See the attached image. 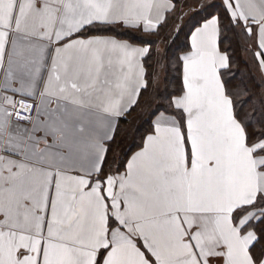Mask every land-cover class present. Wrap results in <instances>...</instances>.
Here are the masks:
<instances>
[{
	"label": "snow or ice",
	"instance_id": "6c2138e0",
	"mask_svg": "<svg viewBox=\"0 0 264 264\" xmlns=\"http://www.w3.org/2000/svg\"><path fill=\"white\" fill-rule=\"evenodd\" d=\"M164 2L0 0V264H264V0Z\"/></svg>",
	"mask_w": 264,
	"mask_h": 264
},
{
	"label": "trees",
	"instance_id": "16d2710c",
	"mask_svg": "<svg viewBox=\"0 0 264 264\" xmlns=\"http://www.w3.org/2000/svg\"><path fill=\"white\" fill-rule=\"evenodd\" d=\"M187 1H188V0H187ZM181 2L183 3L184 0H181ZM206 2H207V1H206ZM187 8H189V7H187ZM187 8H183V9L178 8L176 11H174V12L171 13V16L176 17V16L179 15L180 12H184ZM187 13H190V11L187 12ZM185 18H186V17H185ZM174 27H175V21H174L173 19L170 18L169 21H168L167 26H166V27L162 30V32L159 34V38H157V37H148V36H144V37H143V38H145V39H153V40H157V43H156L155 48H154V58L151 59V60H149V61H147L148 66H149V72H150V74L153 73V72H155V70H156V66H155V64H156V59L158 58V56L156 55V47H157L161 42H164V43L167 45V42L165 41L164 38L170 36V35L173 33ZM141 35H142V34H141ZM243 55H244V54H243ZM163 86H164V85H163ZM163 86H162L161 88H163ZM140 110H141V109H138V110H137V113H138ZM135 115H137V114H134V117H131L130 119H134V118H135ZM129 126H130V125H122V126H121V128H122L121 136L124 137L125 134H127V139L125 140V143H127L128 141L131 140V131H130V130L128 131V129H129L128 127H129ZM117 151H118V149H114L113 156L116 155V152H117Z\"/></svg>",
	"mask_w": 264,
	"mask_h": 264
},
{
	"label": "rangeland",
	"instance_id": "374dc122",
	"mask_svg": "<svg viewBox=\"0 0 264 264\" xmlns=\"http://www.w3.org/2000/svg\"><path fill=\"white\" fill-rule=\"evenodd\" d=\"M193 2H194V0H188V1H187L188 5H189V8H187V9L184 11V13H187V12H189V11L191 10V6H192ZM166 47H167V45H166L164 42H161V43L156 47V55L158 56V58L161 57V56L163 55V53H164V49H165ZM243 57H244L245 59H247V54H244ZM159 71H160L159 68L156 67L155 72H159ZM160 76H161V83L158 85V87H162V86H163V83H162V80H163V74L160 73ZM141 112H142V110H140L137 114H139V113H141ZM128 128H129V129H128V131H129V130L131 129V126H129Z\"/></svg>",
	"mask_w": 264,
	"mask_h": 264
},
{
	"label": "crops",
	"instance_id": "0c3cea01",
	"mask_svg": "<svg viewBox=\"0 0 264 264\" xmlns=\"http://www.w3.org/2000/svg\"><path fill=\"white\" fill-rule=\"evenodd\" d=\"M207 1V0H206ZM171 7L169 3H167V0H165L164 4H157L152 8L151 15L154 19L162 18L164 9Z\"/></svg>",
	"mask_w": 264,
	"mask_h": 264
}]
</instances>
